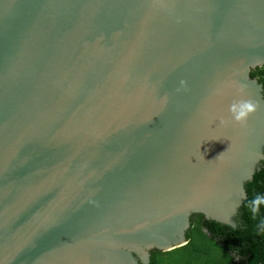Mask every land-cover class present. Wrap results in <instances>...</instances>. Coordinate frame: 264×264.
Here are the masks:
<instances>
[{
    "label": "water",
    "instance_id": "obj_1",
    "mask_svg": "<svg viewBox=\"0 0 264 264\" xmlns=\"http://www.w3.org/2000/svg\"><path fill=\"white\" fill-rule=\"evenodd\" d=\"M261 66L264 0H0V264H150L194 213L236 227ZM240 87L260 109L221 125Z\"/></svg>",
    "mask_w": 264,
    "mask_h": 264
},
{
    "label": "trees",
    "instance_id": "obj_2",
    "mask_svg": "<svg viewBox=\"0 0 264 264\" xmlns=\"http://www.w3.org/2000/svg\"><path fill=\"white\" fill-rule=\"evenodd\" d=\"M251 76L258 78L264 86V66L254 69ZM245 186L248 197L235 217L236 227L207 219L203 214L196 213L192 217L191 227L187 230L189 242L166 252L153 250L150 264H167V260L171 263V259L190 264L193 252L199 251L202 244L206 246L210 244L212 248L219 249L227 264H264V233H259L257 230L260 217L253 220L246 207L247 201L253 195L264 193V160L259 164L253 180L247 182ZM180 250H188V252L177 253Z\"/></svg>",
    "mask_w": 264,
    "mask_h": 264
},
{
    "label": "clouds",
    "instance_id": "obj_3",
    "mask_svg": "<svg viewBox=\"0 0 264 264\" xmlns=\"http://www.w3.org/2000/svg\"><path fill=\"white\" fill-rule=\"evenodd\" d=\"M185 83H186L185 81H181L182 86L185 85ZM237 95L239 98L234 99L233 102L228 106V112L230 113V119L225 118V117H220L219 122L221 125L227 126L230 123H233L236 125H240L242 127L246 126L250 118L259 111L260 109L259 102L253 99H250V98H246V93L243 87H240L237 89ZM246 207L253 220H256L257 217H260L259 223L257 225V230L259 233H264V214H262V210H264V193H256L255 195H253V197L247 201ZM194 214H192L191 219H190L191 224H192V217ZM188 242L189 241L187 238L186 243H184L183 245L187 244ZM153 250H156V249H153ZM153 250H151V253ZM163 252H166V251H163Z\"/></svg>",
    "mask_w": 264,
    "mask_h": 264
},
{
    "label": "rangeland",
    "instance_id": "obj_4",
    "mask_svg": "<svg viewBox=\"0 0 264 264\" xmlns=\"http://www.w3.org/2000/svg\"><path fill=\"white\" fill-rule=\"evenodd\" d=\"M193 252V249H191ZM188 250H180L177 253L184 254L187 253ZM166 255V254H165ZM190 264H227L226 259L221 254L220 250L216 248H212L202 244L200 246V250H195L191 256ZM167 264H183V262L175 259H171V263L167 260Z\"/></svg>",
    "mask_w": 264,
    "mask_h": 264
}]
</instances>
